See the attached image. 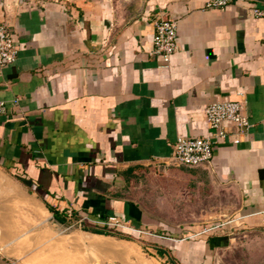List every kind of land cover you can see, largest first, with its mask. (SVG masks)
<instances>
[{
    "label": "crops",
    "instance_id": "obj_1",
    "mask_svg": "<svg viewBox=\"0 0 264 264\" xmlns=\"http://www.w3.org/2000/svg\"><path fill=\"white\" fill-rule=\"evenodd\" d=\"M208 1L0 0V23L20 47L0 71V179L19 209L0 224V264H56L13 250L44 225L58 235L50 207L79 217L81 230L60 240L101 251L95 264H164L131 259L134 242L96 232H109L96 220L110 216L127 225L118 226L122 236L172 240L150 248L179 264H218L219 249L233 258L226 264H264V15L255 12L264 0ZM166 17L178 20L169 63L152 52L155 23ZM218 100L243 101L252 125L232 127L240 142L219 144L212 164L175 162L180 136L209 135L205 110ZM157 215L191 217L181 223L191 226L237 216L227 224L239 232L166 237L144 225ZM240 235L245 255L235 256ZM255 244L261 255L253 258Z\"/></svg>",
    "mask_w": 264,
    "mask_h": 264
},
{
    "label": "rangeland",
    "instance_id": "obj_2",
    "mask_svg": "<svg viewBox=\"0 0 264 264\" xmlns=\"http://www.w3.org/2000/svg\"><path fill=\"white\" fill-rule=\"evenodd\" d=\"M157 173H160L159 171H157ZM151 180H147L144 181L143 184L145 186H147L148 184V188L150 187V182ZM148 182V183H147ZM13 183V182H12ZM147 183V184H146ZM8 185V186H7ZM16 185V184H14ZM11 186V185H10ZM11 192H12V188L9 187V183L6 184L5 182L3 183L0 179V224H6L9 225V220H15L19 217V209L17 206V200L16 199H12L11 198ZM162 203V202H161ZM163 204V203H162ZM237 216H230V215H223L220 217H198V221L199 223H196L197 226L194 225H188V224H181L182 222H186V223H190L191 220H189L191 217H183L180 215H162V216H151L150 218L152 220H155V224L151 225L150 223L148 224H144L146 226V228L151 229L155 234H160L162 236H166V237H171V238H181V237H198V239L200 238H206L207 236H214V235H228V234H236L239 232V230H234L232 233V229L229 228V224L228 221L232 220L234 218H236ZM26 220V218H24ZM107 218L103 219V220H96V223H105ZM77 220V219H76ZM74 221L71 225H73L72 227L67 226V225H62L59 224L58 222H56L55 220L52 219L51 223L55 225V231L58 235H56L55 237H53L52 232L50 231V228H48V226H43L42 231L38 232V236L36 238L35 234H29V236H27L25 239H22L20 241V246L15 247L13 250L15 252L18 253H22V254H27V259L28 260H33L36 262H40V263H52V262H56V264H95V262H99V256L102 255L101 251H96V250H92V249H88L87 247L79 246V245H66V244H62V241L60 240L62 237L63 239H68L71 237H65L69 234H71L72 232H77L79 230H81V227L79 224H77V221ZM109 220V219H108ZM107 220V221H108ZM221 222H226V224L218 229H210L211 227H213L212 225L216 224V223H221ZM98 223V224H99ZM109 223H105V224H100V225H106ZM181 224V225H180ZM151 225V226H149ZM109 227V233L110 234H106V235H111L114 236L115 238H122V239H126L129 240L130 242H134V244H130L131 246V259L136 258V256H143V257H148V258H155L158 259L160 262L164 263L165 262H170L171 260V255H168V258H164V260H161L158 257L157 251L155 249H151V244L153 243H163L164 241H167L164 238H160V237H155L153 235H149V234H145L143 236V234H141L140 236H129V238H126L122 235H120V233L118 232V225L114 224V223H110L109 225H106ZM174 227H186L187 230H183V231H175ZM174 228V229H172ZM85 230V229H84ZM129 231L126 228H124V231ZM152 232V233H153ZM153 233V234H154ZM242 237V235H240V238ZM245 239H248V237H246ZM243 237L242 239H239L238 243H236V249L237 251H233V255L237 256L238 255H245L242 252V243ZM173 241L170 240V242L167 241V243H169V245H172ZM137 244V245H136ZM162 245V244H161ZM139 247V248H138ZM142 249V253H137L136 250H141ZM258 246L253 245L252 247H250V250L248 252L247 255H250V257H258L261 255V253H259L258 251ZM203 255H206V249H203ZM0 253L1 255L5 254L4 249L2 248V246L0 245ZM215 251V257H217V263L218 264H226V262H228V259H233V258H229L228 255H231L227 252L226 249H219L217 251ZM134 255H136L134 257ZM84 257V259H83ZM125 257V256H124ZM96 259V260H94ZM143 262L145 264L148 263V261L146 259H142ZM96 262V263H97Z\"/></svg>",
    "mask_w": 264,
    "mask_h": 264
},
{
    "label": "built area",
    "instance_id": "obj_3",
    "mask_svg": "<svg viewBox=\"0 0 264 264\" xmlns=\"http://www.w3.org/2000/svg\"><path fill=\"white\" fill-rule=\"evenodd\" d=\"M234 0H209L208 8H226ZM257 15H264V11L255 9ZM153 53L162 55L166 63L170 62L172 55L178 49V20L173 17L161 18L155 23ZM19 42L15 33L9 29L7 23H0V71L7 65L14 64L19 54ZM245 103L241 100H218L210 103L205 110L210 133L205 137L180 136L173 145V160L179 164L198 166L212 164L216 147L231 138L233 143H239V134L232 131L238 127L241 131L248 129L252 123L244 112ZM6 112L5 102L0 100V113ZM69 218L74 217L73 210H67ZM262 214L264 224V210ZM109 219V220H108ZM83 219H81L82 221ZM108 220V221H107ZM105 223H114L122 228L127 225L116 216L107 217ZM226 222L214 224L210 229H218ZM0 256L1 253H0Z\"/></svg>",
    "mask_w": 264,
    "mask_h": 264
},
{
    "label": "trees",
    "instance_id": "obj_4",
    "mask_svg": "<svg viewBox=\"0 0 264 264\" xmlns=\"http://www.w3.org/2000/svg\"><path fill=\"white\" fill-rule=\"evenodd\" d=\"M50 210H51L52 212H54V219H55V221L58 222V223H60V224H62V225H67V226L72 227L73 225H71V224H72L76 219L79 218V217H76L75 215H74L73 218H69V217L67 216L66 211H59V210H56V209H54V208H52V207H50ZM95 231H96V232H99V233H103V234H109V232L106 231L105 229H99V230H95ZM123 236L126 237V238H129L130 235L124 234ZM166 254H167V255H170V254L164 252L162 249L159 250V255H160V256H163V257H164ZM170 258H171V262H172L173 264H179V263L177 262V260H176L174 257L171 256Z\"/></svg>",
    "mask_w": 264,
    "mask_h": 264
},
{
    "label": "bare ground",
    "instance_id": "obj_5",
    "mask_svg": "<svg viewBox=\"0 0 264 264\" xmlns=\"http://www.w3.org/2000/svg\"><path fill=\"white\" fill-rule=\"evenodd\" d=\"M29 264H36L35 262H29Z\"/></svg>",
    "mask_w": 264,
    "mask_h": 264
}]
</instances>
